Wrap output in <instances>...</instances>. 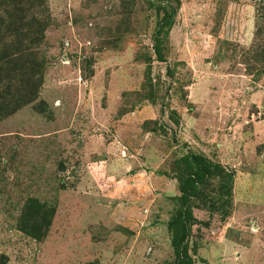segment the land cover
<instances>
[{
    "label": "rangeland",
    "instance_id": "374dc122",
    "mask_svg": "<svg viewBox=\"0 0 264 264\" xmlns=\"http://www.w3.org/2000/svg\"><path fill=\"white\" fill-rule=\"evenodd\" d=\"M179 1L160 62L150 0H44L39 96L0 122V264H264V0ZM189 154L233 172L228 206L181 198Z\"/></svg>",
    "mask_w": 264,
    "mask_h": 264
},
{
    "label": "trees",
    "instance_id": "16d2710c",
    "mask_svg": "<svg viewBox=\"0 0 264 264\" xmlns=\"http://www.w3.org/2000/svg\"><path fill=\"white\" fill-rule=\"evenodd\" d=\"M179 0H150L149 7L156 14L152 51L155 58L165 61V38L174 24ZM49 11L44 0H0V122L24 106L31 105L39 96L43 44L48 28ZM264 15L256 25L252 59L264 60ZM176 166L179 192L185 201L189 197H202L210 182H216L210 198L211 209L228 206L233 189V172L226 171L218 163H211L198 155L189 154ZM210 194V193H209ZM54 215L35 199H29L23 210V231L36 239L43 238ZM186 258V255L184 256ZM183 264H192L185 260Z\"/></svg>",
    "mask_w": 264,
    "mask_h": 264
}]
</instances>
